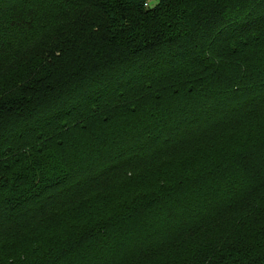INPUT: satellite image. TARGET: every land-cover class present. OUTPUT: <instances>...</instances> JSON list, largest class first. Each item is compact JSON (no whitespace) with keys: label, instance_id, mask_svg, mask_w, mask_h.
Instances as JSON below:
<instances>
[{"label":"trees","instance_id":"obj_1","mask_svg":"<svg viewBox=\"0 0 264 264\" xmlns=\"http://www.w3.org/2000/svg\"><path fill=\"white\" fill-rule=\"evenodd\" d=\"M0 264H264V0H0Z\"/></svg>","mask_w":264,"mask_h":264},{"label":"rangeland","instance_id":"obj_2","mask_svg":"<svg viewBox=\"0 0 264 264\" xmlns=\"http://www.w3.org/2000/svg\"><path fill=\"white\" fill-rule=\"evenodd\" d=\"M154 5H156V2L154 1L150 2V6H154Z\"/></svg>","mask_w":264,"mask_h":264}]
</instances>
